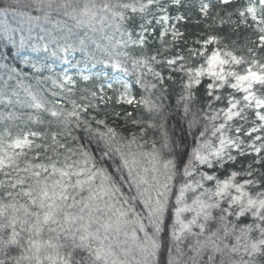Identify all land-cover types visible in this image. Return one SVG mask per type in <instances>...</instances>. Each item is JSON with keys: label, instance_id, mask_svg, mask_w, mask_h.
<instances>
[{"label": "snow or ice", "instance_id": "1", "mask_svg": "<svg viewBox=\"0 0 264 264\" xmlns=\"http://www.w3.org/2000/svg\"><path fill=\"white\" fill-rule=\"evenodd\" d=\"M0 105V264H264V0H0Z\"/></svg>", "mask_w": 264, "mask_h": 264}, {"label": "trees", "instance_id": "2", "mask_svg": "<svg viewBox=\"0 0 264 264\" xmlns=\"http://www.w3.org/2000/svg\"><path fill=\"white\" fill-rule=\"evenodd\" d=\"M193 2H195V0H193ZM192 15H193V19H195V9H192ZM187 27H188V31L192 32V33H195L196 31L200 30V28H198L194 23H190ZM74 55H75V59H77V60H79L81 58L78 53L74 54ZM94 69H95L94 72H100L101 71V67L100 66H97ZM115 74H116L115 72H110V75H115ZM129 79H130V82H131L132 78H129ZM114 87H118V86L114 85ZM132 91H133L134 94L139 95L141 90L139 89V86L133 85ZM165 102L167 103L168 101H165ZM5 110H7V109H5L3 105H0V111H5ZM18 112H20L21 114H26V113H31L32 115H36L37 114V110H32V109H24L22 111L18 109ZM16 124H19V125L23 126V121H16ZM28 127H32L34 130H40V126H37V125L29 124ZM12 131H13V133H15L16 132V128L13 127ZM246 222H250V220H248ZM188 255H192V253L189 252Z\"/></svg>", "mask_w": 264, "mask_h": 264}, {"label": "rangeland", "instance_id": "3", "mask_svg": "<svg viewBox=\"0 0 264 264\" xmlns=\"http://www.w3.org/2000/svg\"><path fill=\"white\" fill-rule=\"evenodd\" d=\"M95 69H93V71H94ZM72 74H75L74 72L72 73Z\"/></svg>", "mask_w": 264, "mask_h": 264}]
</instances>
